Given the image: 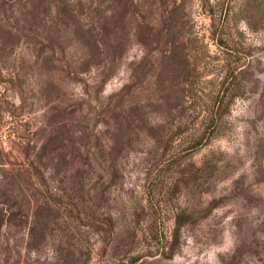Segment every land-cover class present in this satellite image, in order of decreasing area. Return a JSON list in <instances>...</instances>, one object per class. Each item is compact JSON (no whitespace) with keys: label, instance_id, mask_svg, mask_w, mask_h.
Segmentation results:
<instances>
[{"label":"rangeland","instance_id":"1","mask_svg":"<svg viewBox=\"0 0 264 264\" xmlns=\"http://www.w3.org/2000/svg\"><path fill=\"white\" fill-rule=\"evenodd\" d=\"M0 264H264V0H0Z\"/></svg>","mask_w":264,"mask_h":264}]
</instances>
